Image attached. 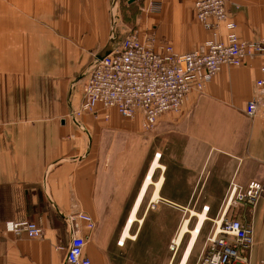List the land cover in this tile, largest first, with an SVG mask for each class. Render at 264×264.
<instances>
[{"label": "crops", "instance_id": "1", "mask_svg": "<svg viewBox=\"0 0 264 264\" xmlns=\"http://www.w3.org/2000/svg\"><path fill=\"white\" fill-rule=\"evenodd\" d=\"M107 1L0 0V264H67L57 247L67 248L68 220L81 213L96 223L87 233L79 222L93 264H159L160 236L197 221L194 214L205 221L191 255L216 223L237 218L252 223L250 258L264 264V196L253 209L229 203L234 186L264 185V109L246 114L264 58L224 68L202 94L188 96L182 117H161L153 131L141 115L125 119L115 110L74 119L85 76L127 33L118 29V0ZM150 1L162 4L160 13L145 10ZM141 2L137 31L144 39L154 31L158 48L189 53L231 33L199 24L195 0ZM227 2L238 35L264 40V0ZM27 220L40 223L42 238L4 230ZM191 234L178 247L189 236L187 251Z\"/></svg>", "mask_w": 264, "mask_h": 264}, {"label": "built area", "instance_id": "2", "mask_svg": "<svg viewBox=\"0 0 264 264\" xmlns=\"http://www.w3.org/2000/svg\"><path fill=\"white\" fill-rule=\"evenodd\" d=\"M194 9L198 23L206 30L218 34L227 27L231 31L227 40H210L197 50L179 54L171 46L158 48L154 31L141 41L138 31L130 29L85 76L83 103L72 112V117L89 114L98 118L102 112L115 110L125 119L141 115L143 129L152 131L164 115L180 113L189 95L202 94L224 68H241L250 61L264 58V40L247 41L238 35V25L232 20L227 0H195ZM145 10L149 14L160 13L162 4L150 1ZM261 72L264 74V66ZM263 109L262 78L256 82L246 114L255 118ZM262 196L264 185L261 183H251L247 188L234 186L229 203L253 209ZM204 210L208 212L209 208L204 207ZM79 222L85 223L87 233L96 228L87 214L71 217L68 224L72 235L68 246L57 249L66 250L67 264H93L85 254L89 236L79 234ZM4 230L17 238L44 236L43 227L32 220L7 222ZM253 241L251 222L222 219L206 239L197 264H255L250 258Z\"/></svg>", "mask_w": 264, "mask_h": 264}, {"label": "rangeland", "instance_id": "3", "mask_svg": "<svg viewBox=\"0 0 264 264\" xmlns=\"http://www.w3.org/2000/svg\"><path fill=\"white\" fill-rule=\"evenodd\" d=\"M126 1L127 0H118V8H117L118 10L116 11V14H117L118 19H119L118 29H121V30L125 29L127 32V30H130V29L137 30V17L141 13L140 5L142 2L138 0V2H136V3L135 2L131 3L132 4V6H131V5H128ZM244 40H246V39H244ZM247 41H249V40H247ZM82 65H83V63H79L80 75L83 73ZM69 67H70V63H48V68H53V69H55V68H61V69L68 68L69 69ZM80 84L81 83H79V85ZM82 86H83V83L80 85V87H82ZM81 92H82V88H81ZM78 109H76V110H78ZM163 117H164L163 118L164 120L169 119V118H170V120L180 118V117H182V111L178 114H168V115H164ZM76 119H78V118H76ZM191 210H193V209H191ZM199 210H200V207H196V209H194L193 211L200 212L201 210L200 211ZM187 219H190L189 213L186 214V220ZM196 222L197 221L195 218L192 219L191 224H190V228L192 230L195 228ZM183 224H184V222H181L176 233H174V234L170 233L169 234L170 237H163L162 235L160 236V251H161V253H160V263L159 264H171V263H173V257L174 256H175L174 264H176L177 262H179V264H180L181 259L183 257V254L186 251V247L188 245L189 236H187L184 239L183 243L179 247H174L173 249H171V247L173 245V242H175V240L177 239V236H178L179 232L181 231ZM161 233H163V231H160V234ZM203 240H204V237L200 236L198 241H197L196 247L194 248V251L192 252V255L190 256V258L188 260L191 264H197V261H198L200 255H201V252L203 251V248H204Z\"/></svg>", "mask_w": 264, "mask_h": 264}, {"label": "bare ground", "instance_id": "4", "mask_svg": "<svg viewBox=\"0 0 264 264\" xmlns=\"http://www.w3.org/2000/svg\"><path fill=\"white\" fill-rule=\"evenodd\" d=\"M135 1H137L138 2V0H135ZM134 1V2H135ZM139 1H143V0H139ZM205 28V27H204ZM137 31V30H136ZM208 31V30H207ZM139 33V32H138ZM213 33V32H212ZM215 34V33H214ZM217 35V34H216ZM139 36H140V33H139ZM126 37V36H125ZM124 37V38H125ZM123 38V39H124ZM141 38V41H145L146 40V38H147V36H146V38L145 39H143L142 37H140ZM122 39V40H123ZM156 40H157V38H156ZM163 47H166V46H163ZM107 54V53H106ZM105 54V55H106ZM103 57V56H102ZM102 57L100 58V59H98L97 60V62L98 61H100L101 59H102ZM96 62V63H97ZM96 63H95V65H96ZM94 65V66H95ZM227 68V67H226ZM217 77V76H216ZM215 77V78H216ZM214 78V79H215ZM184 108V107H183ZM183 111V110H182ZM194 216L195 217H197L198 218V220H199V224H198V227H197V229L196 230H194V231H192L191 232V230H189V221H186V224H185V226H184V228L182 229V231H181V233H180V236H179V241L178 240H175V242H173V248L174 247H178V243H180L181 241H182V239H183V237L185 236V234H188V233H192L191 235H192V240H191V243H190V246H189V248L187 249V251L184 253V256L182 257V263L181 264H186V262L189 260V258H190V255H191V251H192V248H193V245H194V243H195V241H196V239H197V237H198V234H199V232H200V229H201V227H202V225L204 224V221H205V216L204 215H196V214H194ZM134 219V218H133ZM197 220V221H198ZM190 235V236H191ZM25 237V236H24ZM191 239V238H190ZM205 243H206V241H205ZM205 243H204V247H205ZM172 248V249H173ZM203 250H204V248H203ZM203 252V251H202ZM202 252H201V254H202ZM201 256V255H200ZM200 258V257H199ZM199 260V259H198ZM198 262V261H197Z\"/></svg>", "mask_w": 264, "mask_h": 264}, {"label": "water", "instance_id": "5", "mask_svg": "<svg viewBox=\"0 0 264 264\" xmlns=\"http://www.w3.org/2000/svg\"><path fill=\"white\" fill-rule=\"evenodd\" d=\"M135 0H131L130 3H133Z\"/></svg>", "mask_w": 264, "mask_h": 264}, {"label": "trees", "instance_id": "6", "mask_svg": "<svg viewBox=\"0 0 264 264\" xmlns=\"http://www.w3.org/2000/svg\"><path fill=\"white\" fill-rule=\"evenodd\" d=\"M127 1H128V0H127ZM127 1H126V2H127Z\"/></svg>", "mask_w": 264, "mask_h": 264}]
</instances>
